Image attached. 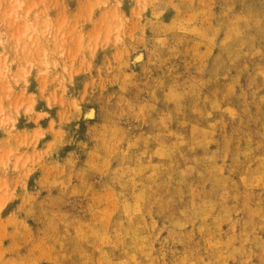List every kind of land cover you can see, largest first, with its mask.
<instances>
[{"label": "rangeland", "instance_id": "obj_1", "mask_svg": "<svg viewBox=\"0 0 264 264\" xmlns=\"http://www.w3.org/2000/svg\"><path fill=\"white\" fill-rule=\"evenodd\" d=\"M0 264H264V0H0Z\"/></svg>", "mask_w": 264, "mask_h": 264}, {"label": "bare ground", "instance_id": "obj_2", "mask_svg": "<svg viewBox=\"0 0 264 264\" xmlns=\"http://www.w3.org/2000/svg\"><path fill=\"white\" fill-rule=\"evenodd\" d=\"M142 58H143V54H142V53H139V54H137V56L135 57V60H136V61H139V60H141ZM93 114H94V111H91V112L88 113L89 116H92Z\"/></svg>", "mask_w": 264, "mask_h": 264}]
</instances>
